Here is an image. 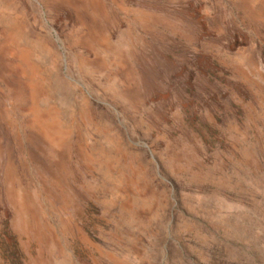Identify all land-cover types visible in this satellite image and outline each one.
<instances>
[{
	"label": "rangeland",
	"instance_id": "1",
	"mask_svg": "<svg viewBox=\"0 0 264 264\" xmlns=\"http://www.w3.org/2000/svg\"><path fill=\"white\" fill-rule=\"evenodd\" d=\"M0 264H264V0H0Z\"/></svg>",
	"mask_w": 264,
	"mask_h": 264
}]
</instances>
